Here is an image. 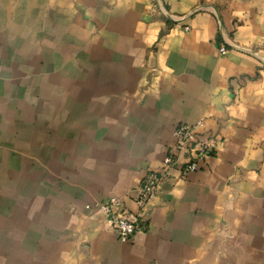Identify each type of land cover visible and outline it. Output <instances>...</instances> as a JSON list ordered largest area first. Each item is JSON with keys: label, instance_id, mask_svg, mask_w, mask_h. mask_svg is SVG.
Here are the masks:
<instances>
[{"label": "crops", "instance_id": "crops-1", "mask_svg": "<svg viewBox=\"0 0 264 264\" xmlns=\"http://www.w3.org/2000/svg\"><path fill=\"white\" fill-rule=\"evenodd\" d=\"M200 120L217 148L120 241L87 206L136 213ZM0 264H264V0H0Z\"/></svg>", "mask_w": 264, "mask_h": 264}, {"label": "built area", "instance_id": "built-area-1", "mask_svg": "<svg viewBox=\"0 0 264 264\" xmlns=\"http://www.w3.org/2000/svg\"><path fill=\"white\" fill-rule=\"evenodd\" d=\"M188 29V27L186 28ZM222 54L227 53L220 46ZM174 141L168 144L166 156L159 168L149 171L134 189L133 201L138 208L134 214L121 198H110L87 206L93 215L105 219L115 230L120 241L130 242L143 229L142 216L148 211L154 198L159 194L162 183L179 170L181 176L199 169L201 163L217 148L220 140L207 129L204 120L194 124H180L173 133Z\"/></svg>", "mask_w": 264, "mask_h": 264}]
</instances>
